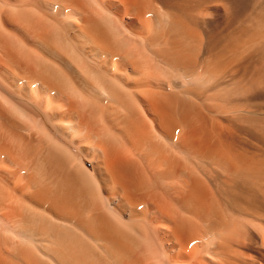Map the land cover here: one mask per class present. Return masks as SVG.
<instances>
[{
    "label": "bare ground",
    "instance_id": "obj_1",
    "mask_svg": "<svg viewBox=\"0 0 264 264\" xmlns=\"http://www.w3.org/2000/svg\"><path fill=\"white\" fill-rule=\"evenodd\" d=\"M0 264H264V0H0Z\"/></svg>",
    "mask_w": 264,
    "mask_h": 264
}]
</instances>
